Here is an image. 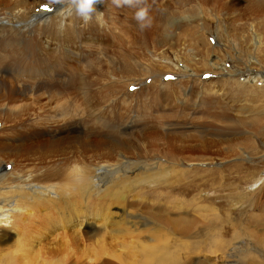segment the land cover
Returning a JSON list of instances; mask_svg holds the SVG:
<instances>
[{
	"label": "rangeland",
	"instance_id": "obj_1",
	"mask_svg": "<svg viewBox=\"0 0 264 264\" xmlns=\"http://www.w3.org/2000/svg\"><path fill=\"white\" fill-rule=\"evenodd\" d=\"M146 2L152 23L142 30L136 8L112 0L89 23L67 14L63 0H0L2 15L25 10L0 32V153H8L0 175L61 163L65 145L48 142L62 139L54 133L62 106L87 118L89 150L76 159L91 174L130 164L113 190L92 193L109 213L104 224L80 226L76 208L75 218L54 215L47 237L33 225L42 210L21 203L34 198L27 189L37 180L12 188L3 175L2 201L33 214L0 244V264H264V124L251 112L263 108L264 0ZM31 14L34 30L24 23ZM80 76L87 102L78 82L63 81ZM95 115L110 133L93 131ZM131 118L144 129L122 134ZM161 232L166 249L146 263L145 247Z\"/></svg>",
	"mask_w": 264,
	"mask_h": 264
},
{
	"label": "bare ground",
	"instance_id": "obj_2",
	"mask_svg": "<svg viewBox=\"0 0 264 264\" xmlns=\"http://www.w3.org/2000/svg\"><path fill=\"white\" fill-rule=\"evenodd\" d=\"M25 10L23 12H17L15 14H12L10 16H6L5 14L2 15L0 12V21H5L0 26V32L2 33L6 29H14L15 28V21L17 22L20 20L21 17L24 18ZM30 18L25 19L24 22L26 25H29L30 29L34 30V28L37 26V23L33 22L32 14L29 16ZM7 22V23H6ZM9 22V23H8ZM52 22V21H51ZM9 27V28H8ZM76 28V27H75ZM39 35V34H38ZM3 35H0L2 38ZM211 53V52H210ZM209 53V54H210ZM56 78V77H55ZM20 79V78H19ZM53 79V78H52ZM75 81L79 83V87H77V92H79L82 95V99L84 102H87V94H86V80L84 77H69L64 81V83H71V81ZM160 81V80H159ZM168 82V81H167ZM171 82V81H170ZM18 83L23 84L22 81H18ZM140 83V82H138ZM132 84V82L128 83L129 87ZM165 84V83H164ZM163 86L159 83V85L163 88H166V85L170 83H166V85ZM239 85L244 86L243 83H239ZM261 89V88H260ZM259 89V90H260ZM261 93H264V88L260 90ZM263 97V98H262ZM259 98V97H258ZM263 99V103L261 105L263 106L262 109H259V111H251L254 116L257 117L254 118L255 123H261L264 124V95L260 97V100ZM61 108V107H60ZM258 114V115H257ZM60 120H62V123L64 125L54 131L55 135H60L61 137L57 138L56 140L51 139V141L48 142V145L52 148V146L58 145H65L64 149H61L60 151L57 150L56 153H58L60 156H63V160H61L60 164H52L53 167L51 168H41L38 169V172L35 174H31L23 177L21 175H16V169H12L11 172H4L0 175V178H2L5 174H10L13 178L11 181H8L11 184L12 188H19L18 182L23 183V186L26 188L28 185H33V182L35 180V186L32 188H28V192H32L34 194V198H31L30 204L29 202L21 201L24 208H27V210H42V213H39L36 211V213H32L35 215V227L37 228H45L43 235L46 236L50 231H53V228H58V225L55 222V216L56 214H67L68 217L75 218L76 215H73L76 208L77 212L80 213L77 218L81 216V220H79L80 226H88V227H96L98 225L104 224L107 221V218L109 217V213L100 211L105 210V206L97 207V204L103 203L100 198L97 197L96 193L101 192L100 190H111L115 185V181L118 180L117 174H120V171H124L126 168H129L130 164L128 163L127 159L126 161L122 162L120 165L112 166L108 163H103L101 165H97L96 167L93 166V174L87 169V165L83 162H80L76 158L80 156L82 152H85V150H89L88 144V133L87 128L89 126V123H87V118L85 119V116L78 117L74 113H72L71 109L68 111H65L64 106H62V112L58 114ZM96 120L99 118V116L95 115ZM137 119V118H136ZM135 118H131L128 121L124 122L123 126L121 127V133L122 134H133L137 130L144 129L140 123ZM101 125L99 127H95L97 129L93 128V131L96 132V130L99 133H103L105 131L104 126L107 123H104L100 118ZM100 121L98 122L100 124ZM89 122V121H88ZM96 122V124H98ZM88 125V126H87ZM98 126V125H96ZM36 128V127H35ZM106 133L111 132V128L108 127V125L105 126ZM39 130V129H38ZM29 131V130H28ZM34 131V130H33ZM42 131V130H41ZM33 134V133H32ZM46 134V133H45ZM53 134V133H52ZM97 135V134H96ZM56 138V137H55ZM54 138V139H55ZM42 145V142L40 144ZM8 146H12V143H8ZM29 147V145L27 146ZM22 148L21 144H18V149H26ZM99 148V147H98ZM98 148L96 150H98ZM119 150L122 149L121 142L118 143ZM49 150V148H48ZM46 151V153L48 152ZM37 151V150H36ZM42 151V150H41ZM41 151H38L41 153ZM49 153H52L51 149L49 150ZM8 155V153H6ZM6 154L0 153V164L6 159ZM39 154V153H38ZM44 154V153H43ZM66 154L68 156H66ZM45 155V154H44ZM49 155V154H48ZM47 156V155H46ZM49 157V156H48ZM72 158V159H71ZM40 159V158H39ZM9 160L13 162L15 160L13 157L10 156ZM44 160V159H43ZM67 160L66 162H64ZM16 163V162H13ZM98 163V162H97ZM34 172V171H33ZM90 178L88 179V177ZM163 175V174H162ZM161 175V176H162ZM92 176V177H91ZM64 180L66 182V185L61 183L60 181ZM89 180V182H88ZM163 181V178L161 179ZM257 180V179H256ZM159 181V180H158ZM161 181V182H162ZM26 182H30V184H26ZM63 182V181H62ZM1 183V182H0ZM2 189V184H0V190ZM96 191V193L92 194L93 191ZM113 190V189H112ZM122 191V190H121ZM2 194V193H0ZM99 194V193H98ZM119 196V195H118ZM112 200V198H111ZM110 200V202H111ZM33 201V202H32ZM88 205H91L90 207H87ZM10 206H13V204L4 203L0 197V207L8 208ZM32 207V208H31ZM17 208V207H16ZM92 208L91 211H88L87 209ZM46 209L45 211H43ZM27 212L22 213V217L19 214H13V224L11 229L9 228H0V244L1 243H9L14 237V230L18 227V225L21 223V221H24L27 216L32 215ZM72 215V216H69ZM84 216H88V219L84 218ZM33 220V217H30ZM29 218V220H30ZM62 218V217H61ZM72 219V218H71ZM70 219V220H71ZM99 220V222H98ZM69 221H66L68 223ZM29 223V221H28ZM27 223V225H29ZM147 224V223H144ZM63 226L67 227L65 223H63ZM147 226V225H146ZM214 226V225H213ZM62 230V229H61ZM64 230V229H63ZM66 230V229H65ZM64 230V231H65ZM93 230V229H92ZM157 230V229H156ZM49 231V232H48ZM17 232V231H16ZM48 232V233H47ZM78 230H76V235L74 232V235L76 238H78ZM90 233V232H89ZM162 233V232H161ZM157 233L153 235V240L157 241L155 243L151 244V247H145V253H146V263H149V258L154 254H157V251L159 250H165L166 249V242H162L160 239L163 238L165 235L162 233ZM49 235V234H48ZM51 235V234H50ZM44 237V236H43ZM47 237V236H46ZM74 237V236H73ZM146 245V244H145ZM144 245V246H145ZM143 246V247H144ZM155 251H152V249ZM158 260V259H157Z\"/></svg>",
	"mask_w": 264,
	"mask_h": 264
},
{
	"label": "clouds",
	"instance_id": "obj_3",
	"mask_svg": "<svg viewBox=\"0 0 264 264\" xmlns=\"http://www.w3.org/2000/svg\"><path fill=\"white\" fill-rule=\"evenodd\" d=\"M67 4V14L75 13L82 18L85 23L92 21L94 16L103 17V12L99 10L98 5H102L104 0H63ZM117 8L132 7L136 8L134 19L140 29L149 27L152 18L149 15V6L146 0H112ZM22 209L16 208L14 205L8 208L0 207V228L11 229L13 214L20 212Z\"/></svg>",
	"mask_w": 264,
	"mask_h": 264
},
{
	"label": "snow or ice",
	"instance_id": "obj_4",
	"mask_svg": "<svg viewBox=\"0 0 264 264\" xmlns=\"http://www.w3.org/2000/svg\"><path fill=\"white\" fill-rule=\"evenodd\" d=\"M47 8V5H42L41 6V9H46Z\"/></svg>",
	"mask_w": 264,
	"mask_h": 264
}]
</instances>
